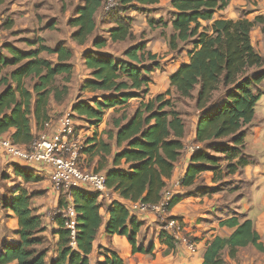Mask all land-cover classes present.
Here are the masks:
<instances>
[{
    "label": "trees",
    "instance_id": "16d2710c",
    "mask_svg": "<svg viewBox=\"0 0 264 264\" xmlns=\"http://www.w3.org/2000/svg\"><path fill=\"white\" fill-rule=\"evenodd\" d=\"M228 1L170 0L173 32L167 36L168 46L171 50H180L184 49L181 45L184 43L192 44V48L188 51V62L180 65L170 77V87L174 92L168 88L150 99L141 100L134 115L121 126L114 119L115 126H119L116 143L118 146L125 143V147L115 155L116 167L105 174V184L120 197L144 203H156L160 199L166 179L171 176L184 148V123L175 107L176 101L181 98L193 99L200 111L195 137L199 148L190 157L188 170L180 179L181 185H191L195 177L206 170L214 172V179L220 177L217 170L222 155L229 160L225 174L233 173L245 164V131L261 96L257 85L264 78V58L255 51L250 40L253 22L245 18H219L205 26L200 22L211 19L213 13L224 8ZM119 2L118 7L138 5L144 8L159 0ZM102 4V0H83L75 8L74 15L68 19L69 26L75 28L71 34L73 41L78 44L87 41L96 27L94 14L102 8ZM161 22L163 26L168 25ZM7 24V27L12 26L11 21ZM53 26L54 23L50 22L47 27ZM108 39L112 42L133 40L130 20H119L109 30L108 38L94 39L93 47H104ZM28 43L33 48L23 50L5 42L2 49L9 56L0 50V135L9 132L11 141L22 145H28L34 138L31 120L34 119L42 128L50 117V99L57 102L65 99L74 68L70 62L73 51L64 42L50 47L43 43L42 38H35ZM41 52L56 55V61L41 57ZM123 56V59L114 58L91 49L85 52L84 64L92 72L80 90L102 91L103 94L101 99L95 100L94 106L80 100L73 111L100 121L105 109L126 105L130 98L148 92L151 72L159 66L157 55L147 51L144 43L138 42L128 47ZM147 61L151 62L149 67ZM122 118H126L125 113H122ZM218 139L226 141L218 144ZM206 149L222 155H213ZM122 159L128 165L127 169L117 167ZM10 166L13 174L24 181L38 180V175H34L31 169L16 163ZM98 195L97 192L82 189L72 191L79 221L75 246L70 245L69 232L60 228L62 221L56 216L59 226L56 231L59 236L58 253L47 261L46 250L37 249L43 242L38 233L45 227L41 216L30 207L34 193L21 186L12 188L7 199L0 201V211L9 210L16 216L17 240L0 243V264H89L88 254L102 224ZM180 197L174 196L170 207ZM108 212V234L126 236L134 252L152 251L153 244L144 247L138 243L136 234L142 222L130 214L123 203L112 201ZM225 222L228 225L235 223L234 220ZM160 238L168 251L175 248L174 238L165 229L160 232ZM258 239L252 221L246 219L238 223L228 237L215 236L207 244L202 264H223L221 251L225 247L233 255L238 246L249 243L259 246ZM102 264L124 263L115 252L107 251Z\"/></svg>",
    "mask_w": 264,
    "mask_h": 264
},
{
    "label": "crops",
    "instance_id": "0c3cea01",
    "mask_svg": "<svg viewBox=\"0 0 264 264\" xmlns=\"http://www.w3.org/2000/svg\"><path fill=\"white\" fill-rule=\"evenodd\" d=\"M11 2H14V6L25 8L26 11L18 9V15L21 16L24 12L26 15L24 22L26 23L29 19L32 20L36 14H42L37 10L34 0L33 2L31 0H12ZM166 5H169L168 12L171 13L170 0H159L158 3L145 6L144 8L149 10L145 13L141 12V9H144L141 6L127 7L128 17L132 18L130 23L134 39L116 42L108 39L107 44L102 48L93 47L94 39L96 37L108 38L109 30L115 27L122 18L114 13H111L107 18H102L101 8L94 14L96 27L84 44H78L71 39V34L75 30L73 27L69 33V39L57 38V41L56 38L52 39V30L47 27L52 21L47 18L44 20V22L47 21L44 28L41 26L36 28V37H28L32 32L28 30L26 23L22 26L18 25L23 21L16 23L12 29V32L24 30L23 41L27 43L26 48L17 45L16 41L7 40V42L20 49L29 50L33 48L28 43L29 40L42 38L45 45L54 47L57 43L64 42L73 51L70 62L73 63L74 68L71 81L68 83V94L64 100L58 102L59 104H56L57 101L53 98L50 99L48 110L50 116L62 112L65 108L73 110V107L80 100H85L94 106L95 100L101 99L102 91L82 92L80 90L81 85L91 77L92 72L84 64L83 57L86 51L91 49L100 54L123 59V53L128 47L141 42L145 44L147 51L156 54L158 59L161 57L160 61L164 64V70L156 69L151 72V82L148 84L146 94L130 98L126 105H116L105 109L100 121L89 119L84 115H76L78 118H74L75 123L81 127L78 129L81 135L86 134L87 146L82 154V166L86 170L106 174L116 167L114 163L115 155L125 147V143L121 146L116 143L119 126H115L114 119L121 126L134 115V111L141 100L150 99L158 93L165 92L168 88H171L174 92V89L170 87V77L180 65L188 62V51L192 48V44L183 45L184 49L171 50L167 42V36L173 32L170 24L171 18L166 17L164 19L168 23L166 28L155 27V24H152L153 20L156 21L163 16L160 7ZM219 18L232 20L245 18L252 21L251 44L255 51L264 58V0H229L224 8L213 13L211 19L200 20V22L204 26L210 25L213 20ZM163 31L167 34H162ZM40 56L56 61V55L41 52ZM254 69L256 68H252V70ZM257 87L261 91V96L256 103L253 119L247 125L245 131L243 147L245 164L230 174H225V170L221 171L219 173L221 176L217 179H214L213 171H202L195 177L191 185L174 188L176 196L181 197L171 206L168 215L177 217L182 225L181 235H187L194 242L196 251L193 252L187 244L181 241L176 243L174 249L168 251L167 245L160 238L163 223L156 214L151 210L133 211L131 209L132 201L120 197L108 188L107 192L98 195L102 224L93 241L92 250L88 254L89 264H102L107 251L115 252L124 264H202V256L207 244L215 236L228 237L236 229L238 223L246 219L252 221L253 229L259 235V246L252 243L238 246L233 255H230L229 248L225 247L221 251L223 264H264V78ZM192 107L194 113L180 112V117L184 123V148L175 162L171 176L166 179V187L173 183L175 179L182 177L187 172L191 162V154L188 148L196 145V129L200 117V111L196 109L195 103ZM122 113H125L126 118H122ZM73 114L75 113L73 112ZM31 125L32 133L35 136L42 128L38 127L34 119L31 120ZM10 131H13V129ZM5 134L8 135L9 132ZM4 160L0 156V165L5 163ZM17 164L29 169L33 166L22 161H18ZM117 167L127 169L128 165L122 159ZM35 172L38 171L35 170ZM34 175L37 176L38 173ZM37 177L38 180L33 182L40 181L41 177L39 175ZM232 179L238 180L241 186L227 188L223 185ZM29 193H33V190H30ZM69 200L70 198L66 196L65 201H60L57 198V193L48 184L41 187L40 191L36 195L34 194L30 200V207L35 214L41 216L42 224L45 227L44 231L38 233V237L43 240L42 244L39 245L42 247L38 248L46 250L47 261L57 256L59 243V236L56 233L59 228L55 219L56 215L50 216L48 209L52 206H63ZM114 200L123 203L130 214L135 215L136 219L142 222L136 234V239L144 247L153 244L151 252H134L126 236L108 234L106 228L109 220L108 207ZM2 212L12 223L7 232H0V243H13L17 240L15 233L18 227L17 218L9 210H1L0 218ZM228 220H234L235 223L228 225L225 222ZM2 222L3 220L0 221V226Z\"/></svg>",
    "mask_w": 264,
    "mask_h": 264
},
{
    "label": "built area",
    "instance_id": "2783aa9c",
    "mask_svg": "<svg viewBox=\"0 0 264 264\" xmlns=\"http://www.w3.org/2000/svg\"><path fill=\"white\" fill-rule=\"evenodd\" d=\"M119 0H105L101 8V17L107 18L109 14L119 6ZM188 148L190 154L199 148L195 142ZM85 142L78 130L75 119L70 113H61L50 116L42 125V129L28 145L13 143L9 135H0V156L7 163L22 161L33 165V170H45L49 177L51 188L56 192L63 193L70 198L63 206L56 207L54 215L61 218L60 228L69 232L70 245L75 246L77 234L78 215L73 203L72 191L82 189L97 192L99 195L108 191L105 184V174L89 171L82 166V154ZM181 177L163 188L161 197L156 203L132 202L133 211H153L162 221L163 227L175 241L187 244L193 252L196 245L187 236L181 235L182 225L175 217L168 215L170 203L175 194V187L182 186Z\"/></svg>",
    "mask_w": 264,
    "mask_h": 264
},
{
    "label": "rangeland",
    "instance_id": "374dc122",
    "mask_svg": "<svg viewBox=\"0 0 264 264\" xmlns=\"http://www.w3.org/2000/svg\"><path fill=\"white\" fill-rule=\"evenodd\" d=\"M12 0H2L0 2V50L4 53L5 56H9L8 52L4 49H2V45H4L7 40L9 41H16L17 45L21 46L22 48L27 47V43L23 41L24 39V30H16L12 32V29L16 23H19V21H23L19 26L24 25L26 22V15L23 12L21 16L18 15V9H23V11H26L25 8H20V6H14V2H11ZM35 6L39 13L42 14H36L35 17L32 20H28L26 25L28 27V30L32 32V34H29L28 37H36V28L37 27H45V24L47 23L44 22L45 18L50 21L51 23H54V26L49 28L52 30V39H55L57 41V38H65L69 39L70 38V31L72 30V27L69 26L68 24V18H71L74 15L75 8L77 7L78 4H81L83 1L82 0H34ZM105 0H102V3ZM33 2V0H31ZM169 5L166 6H161L160 11L163 13L161 17H159L156 21L153 20L152 24H155V27H164L161 21L166 22L164 19L167 17H171V13L168 12ZM127 7H118L113 10L114 14H117L120 18L122 19H128L131 20L132 18L128 17V12H127ZM149 10L144 8L141 9V12L145 13L148 12ZM121 13V14H118ZM111 14V13H110ZM109 14V15H110ZM12 21V27H7V22ZM168 26V25H167ZM16 33V34H13ZM162 34H167L165 31L162 32ZM27 38V39H31ZM20 39V40H19ZM184 45V44H181ZM161 59V57H160ZM159 60V66L157 69L164 70L163 66L164 64ZM150 61L146 62V65L149 67L150 66ZM9 69V68H8ZM155 71V70H154ZM150 75V74H149ZM195 93V92H194ZM56 104H59L58 102H55ZM193 103L195 101L193 99H186V98H181L178 99L175 103V107L179 112H189V113H194V108ZM73 110L71 109H64L62 112L55 113L54 115L61 114V113H70L71 116H73L75 119L78 117V115L75 111H73L75 114L72 112ZM83 123V122H82ZM78 129L80 126H78ZM81 128V127H80ZM37 135V134H36ZM35 135V136H36ZM86 134H82V139L85 142V146H87V140L85 138ZM85 138V139H84ZM221 141H226L224 139L218 140L216 142L223 143ZM215 143V142H212ZM22 145V144H19ZM208 153H212L213 155H220L213 153L212 150L206 149ZM84 153V151H83ZM222 160L219 162V169L217 170V173H221V171L226 170V165L229 163V160L223 155L221 156ZM5 163L0 165V201H4L7 199V195L9 192H11L12 188H19L20 186L22 188H26L28 191L33 190V193L36 195L38 191H40L41 187L45 185H50L49 177L45 170L40 169V171L35 172L33 171L34 174L38 173V175L41 177L40 181L38 182H33L32 180L30 181H24L22 178L17 177L16 175L13 174L12 167L10 164L12 163H6V160H4ZM225 187H232V186H241L238 180H231L228 183L223 184ZM57 198L63 201H65L66 196L63 193L58 192L57 193ZM56 207L52 206L51 208L48 209L49 215L52 216ZM2 216L0 218V221L3 220L2 225L0 226V232H7L10 229V225L12 221L8 219V217L5 216L4 212H2ZM7 235V233H6ZM48 241V239H47ZM42 247V246H38ZM40 249V248H37Z\"/></svg>",
    "mask_w": 264,
    "mask_h": 264
},
{
    "label": "clouds",
    "instance_id": "9594fccd",
    "mask_svg": "<svg viewBox=\"0 0 264 264\" xmlns=\"http://www.w3.org/2000/svg\"><path fill=\"white\" fill-rule=\"evenodd\" d=\"M5 134V133H4Z\"/></svg>",
    "mask_w": 264,
    "mask_h": 264
}]
</instances>
